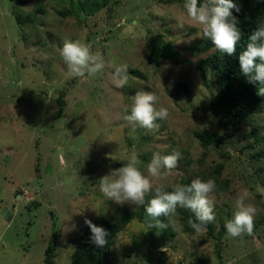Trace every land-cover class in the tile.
<instances>
[{
  "label": "rangeland",
  "instance_id": "obj_1",
  "mask_svg": "<svg viewBox=\"0 0 264 264\" xmlns=\"http://www.w3.org/2000/svg\"><path fill=\"white\" fill-rule=\"evenodd\" d=\"M185 2L109 0L89 15L70 0H0V264H44L53 234V264H71L86 220L138 208L106 198L99 179L133 152L147 175L154 153L173 151L180 154L177 169L149 177L145 199L159 187L213 178L214 236L208 228L185 229L179 213L154 221L145 213L116 235L104 264H264V106L251 124L229 130L221 146L201 144L198 131L218 129L209 108L214 77L207 72L204 83L200 67L216 49L196 36L199 26L184 13ZM64 39L101 53L104 70L68 78ZM161 46L173 57L159 55ZM120 64L129 67L124 88L113 82V65ZM142 89L169 116L133 132L123 117ZM244 188L256 208L254 224H262L251 238L245 232L220 240Z\"/></svg>",
  "mask_w": 264,
  "mask_h": 264
},
{
  "label": "clouds",
  "instance_id": "obj_2",
  "mask_svg": "<svg viewBox=\"0 0 264 264\" xmlns=\"http://www.w3.org/2000/svg\"><path fill=\"white\" fill-rule=\"evenodd\" d=\"M186 16L199 26L196 36L211 42L215 49L228 57L237 54V45L241 41L242 32L235 12L240 8L235 0H186L183 5ZM60 55L67 66L68 78H94L105 68L104 57L94 52L91 46L79 40L64 39ZM239 69L247 82L258 86V95L264 96V22L257 25L249 36L245 49L238 55ZM129 67L127 64L113 65V82L116 88H124L128 84ZM157 96L150 91L140 90L132 97L130 110L123 119L135 132L137 127L153 129L156 121L166 120L169 111L161 106L155 107ZM180 154L176 151L167 155L154 153L147 165V175L140 169V158L133 152L126 164L119 169H112L107 175L99 179L102 194L118 204L131 202L138 206H145V195L152 191L149 177H167L177 169ZM213 178L204 180L194 178L191 183L174 185L172 191L164 187L155 189V196L147 203L144 210L151 220H158L161 216L168 217L176 212L177 207L192 211L195 219H190L191 228L200 232L203 227L215 220V204L209 194L216 190ZM250 193L247 188L238 194L234 212L225 228L230 237L236 238L243 233H251L254 226L256 208L248 203ZM90 229V241L96 247L108 244V231L86 220ZM161 223H163L161 221Z\"/></svg>",
  "mask_w": 264,
  "mask_h": 264
},
{
  "label": "trees",
  "instance_id": "obj_3",
  "mask_svg": "<svg viewBox=\"0 0 264 264\" xmlns=\"http://www.w3.org/2000/svg\"><path fill=\"white\" fill-rule=\"evenodd\" d=\"M70 1L72 7L78 8L81 12H87L89 15H93L102 7L106 6L109 0H84L78 4L74 0ZM235 2L238 4L240 11L237 13L233 10V14L237 16L242 32L241 41L237 45V54L228 57L216 50L200 63L204 83L207 85L209 83L207 72L214 77L212 81L215 84V94L210 100L209 108L212 115L215 116L218 126V129L211 132L198 131L196 133L201 144L206 148L211 145L221 146L229 130L238 125L251 124L258 110L264 106V96L258 95L259 85H252L247 82L246 78L240 72L238 62V55L240 51L246 48L249 42V36L258 24L264 22V0H235ZM18 21L21 22L19 19ZM157 52L165 58L173 57L172 52L162 46ZM64 104V101H61L62 110ZM190 183V180H186L181 185L187 186ZM165 190L172 191L173 189L166 188ZM154 196L145 199V206ZM145 206H138L136 211L125 210L119 217L114 219L102 218L92 221L108 231V244L102 248L92 244L90 241L91 232L87 226L81 242L77 244L73 253L71 264H104L116 235L135 217L143 220ZM176 213L181 215L185 229L194 232L195 230L191 228L189 223L190 219H195L192 211L187 208L177 207ZM164 218V216L160 217V219ZM260 224H262V221L254 224L253 230L249 234L250 238L254 236L255 230ZM203 228H208V234L214 236L213 230L208 224ZM225 234H227L226 229H222L218 232L217 238L221 240ZM57 238L58 236L55 234L51 236L45 251L44 264H53L57 250ZM217 254L221 258L220 251Z\"/></svg>",
  "mask_w": 264,
  "mask_h": 264
}]
</instances>
